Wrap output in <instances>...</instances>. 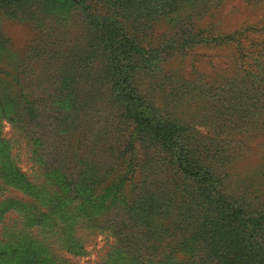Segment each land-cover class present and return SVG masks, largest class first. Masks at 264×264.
Listing matches in <instances>:
<instances>
[{"label":"rangeland","instance_id":"rangeland-1","mask_svg":"<svg viewBox=\"0 0 264 264\" xmlns=\"http://www.w3.org/2000/svg\"><path fill=\"white\" fill-rule=\"evenodd\" d=\"M98 7L105 11L106 5ZM83 15L67 0L33 4L20 14L0 7V201L32 200L47 213L33 228L34 240L21 235L15 243L16 237L1 241L0 264H219L226 249H212L192 224L195 212H186L184 204L188 188L178 190L173 174L155 167L166 153L136 137L117 92L112 94L108 79L96 72L103 62L98 34ZM142 27L139 35L153 60L132 77L145 101L138 110L151 109L189 129L188 139L203 146L197 158L222 179L220 192L245 213L264 212V95L248 94L250 80L244 76L255 71L254 60L239 58L242 47L234 41H213L238 37L247 49L250 38L263 39L264 0H178ZM185 29L205 40L183 44ZM69 77H78L71 90ZM28 102L37 116L30 122L33 134L24 139L27 119L15 125L7 115L26 109ZM32 136L37 145L41 139L72 145L74 157L64 165L68 174L92 163L97 181L90 183L88 173L80 177V190L68 191L63 176L51 172L49 205L41 202L45 194L30 199L11 186L1 173L12 160L30 180L45 179ZM139 192L142 196L135 197ZM147 200L162 215L131 220L129 207ZM61 209L70 212L59 219ZM23 213L3 214L0 232L24 227ZM258 240L264 246V231Z\"/></svg>","mask_w":264,"mask_h":264},{"label":"trees","instance_id":"trees-1","mask_svg":"<svg viewBox=\"0 0 264 264\" xmlns=\"http://www.w3.org/2000/svg\"><path fill=\"white\" fill-rule=\"evenodd\" d=\"M47 1L49 0H0V7L12 11V13L20 14L21 11L29 12L33 4L37 8ZM67 1L80 13L83 12L84 22L92 26L98 34L96 40H98L100 46L101 51L99 50V54L102 56L103 62L96 69V72L108 79L112 87H110L112 94L117 92L115 96L120 100V106L124 107L123 116L134 123L136 137L139 139L145 138L148 145H152L158 152L166 153V160L157 159L155 167L160 170L165 167V170H169L170 175L173 174L172 182H175L178 190L184 191L188 188L184 200V204L189 206L186 207V212L191 214L192 209L194 210L195 216L192 224L198 226V231L201 230L200 235L203 241L212 249L218 247L226 249V253L218 257V263L264 264V246L258 240L264 231V212L256 215L245 213L242 208L235 206L234 202L229 201L224 193L220 192L222 179L214 169L208 167L207 163L199 161L197 158L196 150L203 146L201 143L192 142L188 139L189 129L181 127L174 120L156 116L151 113V109L147 113L138 110V106L145 101L142 102V99L138 96L132 77L139 68L146 64L150 65L153 60V58H149L151 49L142 43L141 35H144L141 32V29L144 28L142 26L159 14L171 11L173 4L178 0ZM99 3L106 5L105 11H101V8L98 7ZM183 37V44H197L205 40L198 37V34L193 33L191 29H185ZM221 40L223 42H236L242 47L239 51L243 52L239 58L247 57L254 60L255 71H247V75H244L249 77L248 80H250V83L245 85V90L250 95L252 90L264 95V38L261 40L250 38L247 49L243 47L241 38L224 36L213 39V41ZM173 42H170L168 47L172 46ZM95 44L93 43L91 46L93 47ZM53 55L55 57V52ZM92 68L94 69V66ZM76 79L78 77H69L68 89H72ZM27 104L26 109L24 107H22V111L15 109L16 111L9 112L7 115L8 119L15 125L24 117L27 119L25 121L26 126L21 131L24 133V139L25 136L33 134L34 129L30 126V122H34L37 116L33 103L28 102ZM17 106H19L18 103L15 107ZM52 128H56V126ZM51 134H57V131H53ZM46 135H50V133ZM31 140L35 148L32 149V152L37 151L33 153L34 158L41 160V171L45 172V179L35 176L37 182L30 180L24 171H21L17 166H13V160L6 167L7 172L3 171L1 173V175L5 174L4 178L7 183L28 195L30 199L42 193L45 195L40 197L41 202H44V204L49 203L47 199L51 197L46 195L48 193L47 176L51 172L59 175L60 178L63 176L61 185H67L68 191L80 190L83 182L80 177L87 176L88 173L90 174V183L97 181V171L92 163H86L85 166L80 165L77 167L78 170L75 174H68L71 169L64 167V165L67 159H71L70 163L72 162L74 157L70 154L72 145H62V140L54 139V143H48L41 139L42 141L38 143V146L35 144L33 136ZM48 145L51 146L48 147ZM204 148L208 149L207 146H204ZM39 149L42 150V154H39ZM9 157L12 159L10 155ZM29 159H32V156ZM90 165H92L91 169H89ZM74 166L76 167V165ZM57 192H60V190L57 189ZM147 194L152 193L147 192ZM134 196L140 197L142 194L139 192ZM153 202L151 200L145 201L143 204H146L147 207L140 202H136L135 205L131 203L133 206L129 207L128 216L131 220H135L133 217L135 216V218L145 217L143 219L145 221H155L154 217H159L162 214L158 213L159 207L156 206L155 202L154 207ZM47 210H50L49 206ZM10 211H24L23 218H26L27 223H24L25 226L22 228L2 230L3 232H0V243H2L1 241H11L10 239L13 237L16 238L11 242H18L22 238L21 235H27L24 238L34 240L35 230L33 228L43 222L42 218L47 213L42 212L39 205H36L32 200L22 201L17 198H5L0 201V218ZM68 212L70 210L61 209L58 218H64V215ZM51 214H55V211ZM134 226H137V224ZM11 233L13 234L8 239V235ZM118 233L120 235L124 234L121 230ZM74 240L77 239L74 238Z\"/></svg>","mask_w":264,"mask_h":264}]
</instances>
